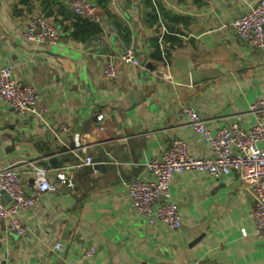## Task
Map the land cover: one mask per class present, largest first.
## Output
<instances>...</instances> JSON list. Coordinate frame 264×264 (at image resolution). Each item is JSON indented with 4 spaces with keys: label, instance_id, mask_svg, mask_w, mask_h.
Here are the masks:
<instances>
[{
    "label": "crops",
    "instance_id": "obj_1",
    "mask_svg": "<svg viewBox=\"0 0 264 264\" xmlns=\"http://www.w3.org/2000/svg\"><path fill=\"white\" fill-rule=\"evenodd\" d=\"M90 1L100 22L77 15L69 0H0V66L50 107L45 116H21L0 101V169L24 164L22 181L36 199L22 214L26 236L0 224V264H264L251 217L256 196L237 172L175 175L177 231L138 215L129 193L176 138L196 158L212 155L182 108L210 120L213 132L240 114L244 127L254 124L247 112L264 99V49L240 40L231 23L259 0ZM35 16L60 29V45L24 39ZM127 49L140 66L121 60ZM109 60L119 70L112 81L102 72ZM87 156L94 164H83ZM32 163L73 186L39 192ZM91 247L96 254L85 259Z\"/></svg>",
    "mask_w": 264,
    "mask_h": 264
},
{
    "label": "built area",
    "instance_id": "obj_2",
    "mask_svg": "<svg viewBox=\"0 0 264 264\" xmlns=\"http://www.w3.org/2000/svg\"><path fill=\"white\" fill-rule=\"evenodd\" d=\"M117 1L111 0V3L115 4ZM68 5L77 15L100 22L96 6L90 0H69ZM231 25L240 40L252 48L263 50L264 0L249 7ZM23 37L28 42L46 46H58L62 41L60 29L43 16L27 20ZM121 60L125 64L141 65L139 57L132 49L125 50ZM102 72L108 81L119 77L117 64L112 60L104 64ZM0 101L21 116L33 114L40 117L50 112V107L39 90L31 84L17 80L12 68L8 66H0ZM182 113L188 119L189 128L203 136L209 144L212 155L196 158L190 153L185 139H174L162 155L148 162L147 171L151 178H137L129 185L134 211L146 218L151 225L159 223L171 231H177L183 225V218L177 204L171 199V186L175 175L203 172L210 176H228L237 172L243 184L256 196L251 217L256 225L255 235L264 239V99L258 98L249 106L247 114L254 119V124L249 128L241 124L242 114L213 132L209 128L210 120L200 116L195 109L184 107ZM103 118V114L98 116L99 121ZM79 149L84 152L87 150L85 146ZM83 164H94L93 158L87 156ZM23 165L14 163L0 169V224L6 223L9 231L19 237L26 236L29 231L22 214L28 212L36 203L35 197L28 194L22 181ZM33 176L36 188L41 193H57L62 185L73 186L62 172L57 174L58 181H51L49 171L39 164H33ZM246 233L244 231L245 235ZM61 247L58 243L55 249L60 250ZM95 254L96 248L91 247L84 254V258H91Z\"/></svg>",
    "mask_w": 264,
    "mask_h": 264
}]
</instances>
